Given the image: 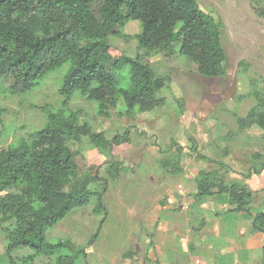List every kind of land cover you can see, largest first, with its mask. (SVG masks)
Listing matches in <instances>:
<instances>
[{
    "label": "trees",
    "instance_id": "trees-1",
    "mask_svg": "<svg viewBox=\"0 0 264 264\" xmlns=\"http://www.w3.org/2000/svg\"><path fill=\"white\" fill-rule=\"evenodd\" d=\"M131 21L140 24L135 36L125 32ZM223 27L201 10L199 0H0V81L9 82L14 94H28L66 68L59 86L61 107L47 114L41 129L0 150V228L8 241L10 264H36L44 256L53 258V264H73L84 253L83 248L75 252L70 241L47 238V231L91 203L90 191L72 187L78 166L70 142L85 136L92 147L105 150L130 142L128 133L109 139L104 132H92L81 113L69 109L72 97L96 102L103 116L119 101L127 116L155 112L166 104L161 92L170 79L155 71L150 56L179 43L177 54L195 64L200 76L224 78ZM110 36L135 40L145 51L144 61L112 45ZM241 67L247 72L245 64ZM258 85L251 93L254 105L236 117L241 132L264 130V93ZM3 111L0 108V116ZM176 145L173 142L159 161L168 175L183 171L182 148ZM192 152L218 168L200 171L194 192L176 200L192 205L226 196L232 212L252 217L256 230L264 233V211L253 212L258 192L228 182L222 172L226 164L199 155L196 142ZM120 167L115 163L108 169L113 181L128 173L127 166ZM25 248L31 254L16 260L14 253Z\"/></svg>",
    "mask_w": 264,
    "mask_h": 264
},
{
    "label": "rangeland",
    "instance_id": "rangeland-1",
    "mask_svg": "<svg viewBox=\"0 0 264 264\" xmlns=\"http://www.w3.org/2000/svg\"><path fill=\"white\" fill-rule=\"evenodd\" d=\"M199 3L202 11L212 14L224 26L226 77L200 76L195 64L177 54L180 48L177 43L169 51L150 56L155 71L170 79L161 92L166 99L164 107L152 113L134 112L127 116L119 101L109 108L108 116H103L97 103L84 96L76 94L69 103L70 110L80 112V118L90 123L92 132H104L109 139L128 133L130 139L111 150L92 147L85 136L70 142L78 166L72 187L90 191L91 203L47 231V238L54 242L70 241L75 252L83 248L84 253L73 264H139L140 259L125 255L138 253L142 262L158 257L164 251L169 223L190 221L191 236L195 238L208 230L209 225H198L205 218L222 212L224 224H228V219L238 216L231 208L221 207L230 206L223 196L202 204L183 205V209L176 202L177 195L188 196L194 192L195 178L200 171L218 168L192 152L194 142L199 155L226 164L227 169L222 172L228 182H238L257 191L253 212L264 211V130L253 127L241 132L236 119L245 116L254 105L251 97L254 85L259 83L257 88L264 93L261 82L264 80V0H199ZM139 31L138 21L129 22L125 28L130 36ZM109 41L129 57L144 61L145 51L135 40L110 36ZM241 63L247 72L242 73ZM65 69L50 75L28 94H14L9 82L0 81V108L4 110L0 116V150L41 129L48 121L47 114L61 107L63 97L59 86ZM173 142L182 148L183 154V171L178 175L164 173L159 162ZM115 163L120 168L127 166L128 173L113 181L108 169ZM156 218L160 226L150 234L147 224ZM241 222L234 221L238 225ZM224 224L223 231L228 232ZM179 226L181 231L187 230ZM96 234L99 235L94 238ZM204 235L211 238L209 234ZM92 239L95 241L89 245ZM153 241L151 251L147 250V244ZM7 244L0 228V264H10ZM31 252V249H20L13 257L19 260ZM53 263V258L45 256L36 262Z\"/></svg>",
    "mask_w": 264,
    "mask_h": 264
},
{
    "label": "crops",
    "instance_id": "crops-1",
    "mask_svg": "<svg viewBox=\"0 0 264 264\" xmlns=\"http://www.w3.org/2000/svg\"><path fill=\"white\" fill-rule=\"evenodd\" d=\"M221 197L215 196L209 199H220ZM222 198L228 201V197L223 196ZM178 204H180L181 209L186 205L193 206L185 201ZM221 207H225V209L228 207L229 210L230 208L233 210V207L227 204ZM221 213L217 212L214 216L207 217L199 223L198 225L205 227L209 225V228L207 231H203L202 236L195 238L191 236L192 223L190 221H185L183 224H176L171 221L173 223L168 224L164 251L162 250L163 252L159 253L158 257L146 258L143 262L138 253L126 254L125 257L136 256L135 260L140 259L139 264H256L257 260L259 264H264V233L256 230L252 218L248 215L238 214L236 218L228 219V224H224V217ZM239 220L242 221L239 225L234 223V221ZM158 223L161 222H159V218L158 220L156 218V220L147 224L150 234H154L157 227L160 226ZM223 224L228 227V232L223 231ZM179 225L187 227V230L181 231ZM204 234H209L211 238L205 237ZM194 239L195 241H193ZM153 244L154 241L153 243L149 242L147 250L151 251ZM159 257H164V260Z\"/></svg>",
    "mask_w": 264,
    "mask_h": 264
}]
</instances>
